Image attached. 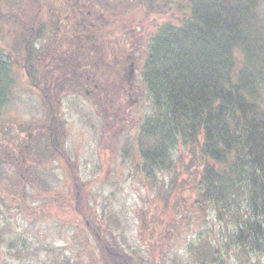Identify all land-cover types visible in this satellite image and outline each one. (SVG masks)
I'll return each mask as SVG.
<instances>
[{
    "label": "trees",
    "instance_id": "obj_1",
    "mask_svg": "<svg viewBox=\"0 0 264 264\" xmlns=\"http://www.w3.org/2000/svg\"><path fill=\"white\" fill-rule=\"evenodd\" d=\"M1 1L0 26L6 27L8 45L0 47V121L19 79L37 88L46 114L37 166L62 163L72 187L74 212L94 239L104 264H142L104 231L87 203L86 183L63 148L57 102L67 93L93 90L110 100L117 118L124 108L111 106L112 99L95 79L96 55L84 47L101 39L105 62L116 54L120 64L129 63L126 58L133 60L139 42L125 23L114 26L121 22L119 12H161L172 0H80L87 10L70 0ZM187 3L188 15L183 14L178 23L158 25L144 50L140 74L148 109L133 142L132 161L153 180L165 171L178 175L176 160L186 171L197 164L191 180L182 178L180 186L193 187L202 211L216 212L229 231L228 249L239 246L249 257L251 252L264 251V16L260 12L264 0ZM98 13L105 15L102 24L95 20ZM111 24L112 31L105 34ZM45 55L52 57L46 62ZM136 88L138 102L143 92L137 93L139 98ZM123 96L117 100H126ZM2 152L0 158L8 149ZM5 165H0V178ZM16 173L24 182L32 171L23 167ZM177 175L171 178L174 184ZM164 194L167 202L171 192ZM8 207L0 191L2 244H11ZM221 247L219 242L201 239L189 245V255L194 261L223 262ZM22 249L31 255L38 252L26 249L24 242ZM56 264L75 263L63 256Z\"/></svg>",
    "mask_w": 264,
    "mask_h": 264
},
{
    "label": "rangeland",
    "instance_id": "obj_2",
    "mask_svg": "<svg viewBox=\"0 0 264 264\" xmlns=\"http://www.w3.org/2000/svg\"><path fill=\"white\" fill-rule=\"evenodd\" d=\"M11 1L19 3L22 0ZM1 2L0 8L4 9ZM69 2L83 5L85 10L88 8L80 0ZM187 4V0H172L161 12H119L121 22L116 21L114 26L125 23L129 34L138 38L133 52L134 86L138 87L136 94L143 92V98L137 94L140 99L133 103V109L128 114L119 112L116 118V110L109 106L110 100L93 90L59 96L57 119L61 124L63 148L86 183L89 194L86 201L104 231L123 249L134 253L142 264H213L190 258L189 245L201 239L222 245L220 258L223 262L214 264H264V251L251 252L248 257L239 246L232 245L228 249L225 243L229 231L216 212L211 208L202 211L193 187L183 189L180 186L182 178L191 180V172L196 171L197 164L189 165L186 171L176 160L178 175L175 171H165L160 174L161 178L153 180L141 170V165H134L132 161L133 142L148 109L140 74L144 50L158 25L166 21L178 23V18L188 15L189 10L184 9ZM260 12L264 16V6L260 7ZM98 14L95 20L102 24L105 15ZM109 29L112 31V24L104 33ZM5 33L6 27L0 26V47L3 49L8 45ZM84 48L94 53L96 47L86 44ZM51 57L45 55L44 60L47 62ZM105 68L111 70V64ZM21 73L24 80L25 73ZM49 76L45 73L47 79ZM113 77L118 79V75ZM97 78L104 84L112 80L102 74V69ZM119 79L122 80L121 75ZM19 80L0 121L3 123L0 125V154L8 149L0 158V165L6 164L0 178V191L9 206L6 222L11 228V244L0 243V264H56L63 256L75 264H104L94 239L74 212L72 187L62 163L56 160L37 166L41 164L36 153L42 151L45 109L37 88ZM186 162L190 164L189 156ZM23 167L32 171L24 182L16 173ZM174 174L177 175L176 184L171 180ZM165 192H171L167 202L163 198ZM23 242L31 252L37 248L36 255L24 251Z\"/></svg>",
    "mask_w": 264,
    "mask_h": 264
},
{
    "label": "flooded vegetation",
    "instance_id": "obj_3",
    "mask_svg": "<svg viewBox=\"0 0 264 264\" xmlns=\"http://www.w3.org/2000/svg\"><path fill=\"white\" fill-rule=\"evenodd\" d=\"M84 44V43H83ZM92 46L95 45L94 49V55L95 57V65L96 67V75L101 71L102 74L112 79L107 81V84L104 85L103 80L99 81L98 83L106 89L107 97H110L112 99L113 107L119 109L121 107L124 108V113L130 112L133 109V103L137 100L135 97L134 99L132 96L135 93V86H134V69L135 64L133 60H129L130 56L126 58V61L129 63H123L120 64L119 57L115 54L112 55L110 58H108L107 62H105L104 58V44L101 39H98L97 43L91 44ZM96 51V52H95ZM110 60H112L110 63ZM111 64V70L107 67V65ZM118 75V79H114L113 76ZM122 76V80L120 81L119 76ZM95 79L97 80V76H95ZM115 87L117 88V92L115 94ZM99 94V92H98ZM124 95V96H123ZM103 96V95H102ZM121 96L125 97L126 100H123L121 98V101H118L115 103V99L120 98ZM116 97V98H115Z\"/></svg>",
    "mask_w": 264,
    "mask_h": 264
}]
</instances>
